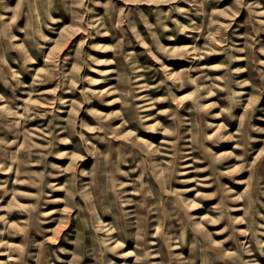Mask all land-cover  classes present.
Masks as SVG:
<instances>
[{
	"label": "rangeland",
	"instance_id": "rangeland-1",
	"mask_svg": "<svg viewBox=\"0 0 264 264\" xmlns=\"http://www.w3.org/2000/svg\"><path fill=\"white\" fill-rule=\"evenodd\" d=\"M0 264H264V0H0Z\"/></svg>",
	"mask_w": 264,
	"mask_h": 264
}]
</instances>
